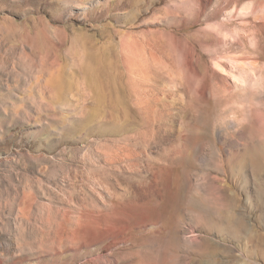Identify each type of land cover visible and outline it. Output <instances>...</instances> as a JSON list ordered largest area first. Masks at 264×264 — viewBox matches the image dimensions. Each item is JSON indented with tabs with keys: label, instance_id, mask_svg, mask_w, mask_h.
Segmentation results:
<instances>
[{
	"label": "rangeland",
	"instance_id": "1",
	"mask_svg": "<svg viewBox=\"0 0 264 264\" xmlns=\"http://www.w3.org/2000/svg\"><path fill=\"white\" fill-rule=\"evenodd\" d=\"M263 2L0 0V264H264Z\"/></svg>",
	"mask_w": 264,
	"mask_h": 264
},
{
	"label": "bare ground",
	"instance_id": "2",
	"mask_svg": "<svg viewBox=\"0 0 264 264\" xmlns=\"http://www.w3.org/2000/svg\"><path fill=\"white\" fill-rule=\"evenodd\" d=\"M256 10V11H255ZM254 10V12H253V14H256V13H258L259 12V16L258 17H256V19H259V21H263V24H262V26L264 27V17H263V15L262 16H260V14L261 13H263L264 14V2L263 3H261L260 4V6H259V8H257V9H255ZM233 60V59H232ZM234 61V60H233ZM236 61V60H235ZM237 64V63H236ZM248 64V63H247ZM242 65V64H241ZM252 65V64H251ZM248 66H250V65H248ZM218 67V66H217ZM219 68V67H218ZM253 83V82H252ZM252 85V84H251Z\"/></svg>",
	"mask_w": 264,
	"mask_h": 264
}]
</instances>
